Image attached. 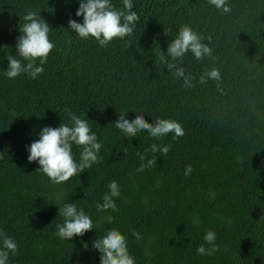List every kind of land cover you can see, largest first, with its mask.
<instances>
[{
    "label": "trees",
    "instance_id": "1",
    "mask_svg": "<svg viewBox=\"0 0 264 264\" xmlns=\"http://www.w3.org/2000/svg\"><path fill=\"white\" fill-rule=\"evenodd\" d=\"M110 2L127 11L123 0ZM228 3L230 13L209 0H132L139 16L133 33L103 47L70 29V19L83 23L79 0H0V231L18 245L7 264H101L93 242L112 228L126 237L135 264H264V0ZM29 10L49 23L55 47L45 64L36 59L44 68L37 78L10 79L7 56L27 63L16 44ZM183 25L213 49L211 57H183L195 78L188 88L159 61L170 59L169 43ZM212 68L221 80L201 84ZM66 109L87 120L103 146L98 163L56 184L29 162L28 148L45 126L71 125ZM120 113L176 120L185 135L126 137L114 123ZM154 143L171 150L148 151L141 161L137 153ZM72 150L79 163L82 146ZM153 158L155 166L137 171ZM112 181L117 210L98 211ZM69 203L94 226L71 240L57 235L59 208ZM210 230L219 250L198 255L201 244L212 247L204 240Z\"/></svg>",
    "mask_w": 264,
    "mask_h": 264
},
{
    "label": "clouds",
    "instance_id": "2",
    "mask_svg": "<svg viewBox=\"0 0 264 264\" xmlns=\"http://www.w3.org/2000/svg\"><path fill=\"white\" fill-rule=\"evenodd\" d=\"M209 2L224 13L231 12L228 0H209ZM79 4L76 15L83 17V23L70 19V29L81 38L94 37L103 47H106L114 38L123 39L130 36L134 31L135 23L139 20L138 14L132 11V0H123L127 11L117 10L110 0H79ZM23 19L25 23L19 27L22 35L18 37L16 52L27 63H22L13 55L7 56L9 64L6 75L10 79L22 73H27L33 79L37 78L43 73L44 68L36 65V59L40 58V65L45 64L49 53L55 47L54 42L49 39L50 25L41 13L29 10ZM165 34L170 35V32L166 30ZM204 39L205 37L193 30L190 25H183L174 41L169 43L167 57L170 59L164 55L159 57L160 63H163L173 76L177 79L183 78L182 86L185 88L195 86L193 84L195 78L186 74L181 66L185 54L191 51L198 60L205 56L211 57L213 54V49L203 43ZM207 39L211 40V37ZM207 80L220 81L219 69L212 68L199 78L201 84L206 83ZM66 111L71 117V125L61 123L57 128L45 126L39 133V139L28 148L29 162H38L41 166L38 169L56 184L66 182L78 173L85 172L86 168L98 163V154L103 146L98 142L96 133L91 131L87 120L72 114L70 109ZM127 117V113H120L119 119L114 122L116 128L122 130L126 137H136L141 131H147L154 138H160L169 133H174V138L185 135L183 126L176 120L157 119L149 123L144 118V114H136L135 119L132 120ZM73 144L82 146L79 163L74 160ZM170 150V145L158 146L154 143L150 149L145 150V153L138 152L137 155L141 161H144L148 151L153 154L159 151L166 155ZM156 164L155 158L148 159L147 163H141L137 171H144ZM192 171L191 165L186 166L185 176H190ZM108 187L110 193L104 195L102 204H97L98 211L117 210L113 197L120 195L118 183L112 181ZM59 215L64 217V223L57 225V235L61 239L71 240L75 236H83L94 229L91 217L85 214L83 209L78 210L75 203L59 208ZM103 219L110 224L113 217L106 216ZM134 235L137 239L142 238L139 233L134 232ZM0 238L3 240V248L0 249V264H7L9 253L15 254L18 245L13 238L2 231H0ZM204 240L212 247L206 248L201 244L196 250L198 255L211 256L219 250V246L215 244V232L208 231ZM93 247L102 253L101 264H135L134 257L129 254L126 237L116 228L109 229L103 238L95 240Z\"/></svg>",
    "mask_w": 264,
    "mask_h": 264
}]
</instances>
